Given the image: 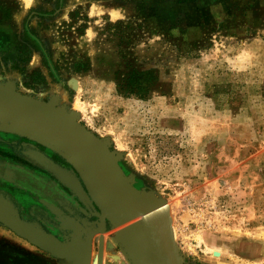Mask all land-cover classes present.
Instances as JSON below:
<instances>
[{
    "label": "rangeland",
    "instance_id": "rangeland-1",
    "mask_svg": "<svg viewBox=\"0 0 264 264\" xmlns=\"http://www.w3.org/2000/svg\"><path fill=\"white\" fill-rule=\"evenodd\" d=\"M132 70L147 73L146 96L119 92L117 73ZM7 83L45 101L55 87L65 93L59 105L110 141L138 189L167 202L162 220L186 264H264V0H0ZM36 145L0 132L11 173L0 166V194L70 241L50 204L97 217L66 185L58 200L59 179L22 152ZM36 184L49 200L35 197ZM139 220L105 231L104 264H133L119 232ZM0 264L62 263L0 223Z\"/></svg>",
    "mask_w": 264,
    "mask_h": 264
},
{
    "label": "water",
    "instance_id": "water-1",
    "mask_svg": "<svg viewBox=\"0 0 264 264\" xmlns=\"http://www.w3.org/2000/svg\"><path fill=\"white\" fill-rule=\"evenodd\" d=\"M0 132L28 138L64 158L75 171L65 168L38 148L27 147L22 151L33 163L66 185L97 217V220L85 216L75 218L64 214L59 207L56 210L49 206L58 216L60 229L69 233L70 241H65L22 218L17 207L0 194V223L47 252L65 256L68 264H87L75 248L91 252L90 244L81 246L74 238V229L64 227L62 220H68L75 227H82L86 220H90L105 232L109 227L115 228L140 217L137 225L119 232L131 262L186 264L170 239L171 227L167 226L165 219L162 220L167 202L153 192L138 189L134 178L127 176L119 163L122 155L111 150L108 139L100 138L82 124L75 112H69L53 99L45 101L17 92L12 85H0ZM61 170L72 174L77 185L71 183ZM163 225L166 226L161 232Z\"/></svg>",
    "mask_w": 264,
    "mask_h": 264
},
{
    "label": "bare ground",
    "instance_id": "bare-ground-1",
    "mask_svg": "<svg viewBox=\"0 0 264 264\" xmlns=\"http://www.w3.org/2000/svg\"><path fill=\"white\" fill-rule=\"evenodd\" d=\"M34 63H38V60H37V58L34 60ZM7 84H9V85H12L11 83H7ZM12 87H13V85H12ZM52 93L53 94H55V98H53V100L55 101V102H57L58 103V99H65V93H62L58 88H53L52 89ZM54 96V95H53ZM58 99H57V98ZM58 105H59V103H58ZM60 106H62V105H60ZM74 112V111H73ZM62 171V174L71 182V183H73L74 185H77V180L75 179V178H73V175L72 174H68L66 171H64V170H61ZM73 172V171H72ZM72 175V176H71ZM50 206V208H51V206L54 208V209H56V210H58V208H57V206H55L54 204L53 205H49ZM136 219V218H135ZM128 222H126V223H124V224H122V226L123 225H125V224H127ZM62 225L64 226V227H66V228H72V229H74V238H75V240H77L78 242H79V244L81 245V246H83V247H87L89 244H90V242L92 243L93 242V240H92V238L90 237V235H92L93 234V232H94V234H96L97 233V235L95 236V239H96V243H97V245H98V249H99V251H100V258H99V263L98 264H104L103 263V251H102V246L104 245V247L106 246V242H107V236H106V234H105V232L104 231H102V229H100V228H98V227H95L94 226V223H92L90 220H86L84 223H83V226L82 227H75L74 225H72L68 220L67 221H63L62 220ZM121 226H119V228H120ZM116 228H118V227H116ZM15 231V230H14ZM96 231V232H95ZM15 233H17L16 231H15ZM17 234H19V233H17ZM93 234V235H94ZM21 235V234H20ZM21 236H23V235H21ZM61 242L64 244V245H67L66 243H64L62 240H61ZM67 246H70V245H67ZM75 249H77L78 251H80V254H81V257H82V259L84 258L85 260H86V262H87V264H93L94 263V261L96 260V254L94 255V254H92L91 252H89V251H87V250H85V249H82V248H75ZM106 250V249H105ZM162 251V250H161ZM54 254V253H53ZM105 254H106V252H105ZM57 258H58V260H59V262L60 263H65V264H68L69 262H68V260H67V258L65 257V256H61V255H57V254H54ZM71 264V263H70Z\"/></svg>",
    "mask_w": 264,
    "mask_h": 264
},
{
    "label": "trees",
    "instance_id": "trees-1",
    "mask_svg": "<svg viewBox=\"0 0 264 264\" xmlns=\"http://www.w3.org/2000/svg\"><path fill=\"white\" fill-rule=\"evenodd\" d=\"M147 73L138 72L136 70L128 72H118L116 78L118 80L119 92L125 94H138L139 96H146L148 92V85H144L149 81L145 77Z\"/></svg>",
    "mask_w": 264,
    "mask_h": 264
},
{
    "label": "flooded vegetation",
    "instance_id": "flooded-vegetation-1",
    "mask_svg": "<svg viewBox=\"0 0 264 264\" xmlns=\"http://www.w3.org/2000/svg\"><path fill=\"white\" fill-rule=\"evenodd\" d=\"M36 146H38L39 147V149H41L42 151H44L45 153H47L51 158H53V159H55L56 161H59V162H61V158L58 156V155H56L53 151H50L48 148H45V147H43V146H40V145H36ZM1 164H0V166H1V168H3L4 169V173L6 174V175H11V173L9 172V166H7V165H4V162L2 161V162H0ZM15 171L17 172L16 174H17V177L21 180V179H28V178H30V177H34V176H32V174L30 173H26V171H23V170H21V169H19V168H16L15 169ZM72 171V170H71ZM21 174V175H20ZM9 175V176H10ZM37 180V179H36ZM18 183L19 184H21L20 183V181H18ZM38 184V183H37ZM35 185L36 187L35 188H37L36 190H34V189H32L31 188V190H33L34 191V193L37 195V194H39L40 196H44L45 197V195H44V193H43V191H41L40 189H39V187H41V185ZM42 188H43V186H42ZM45 188V187H44ZM30 190V191H31ZM42 192V193H41ZM55 195H57L58 197V200L59 201H61L62 203H64V200L66 199V196L63 194V193H59V194H57V193H54ZM47 197H45V199H46Z\"/></svg>",
    "mask_w": 264,
    "mask_h": 264
},
{
    "label": "crops",
    "instance_id": "crops-1",
    "mask_svg": "<svg viewBox=\"0 0 264 264\" xmlns=\"http://www.w3.org/2000/svg\"><path fill=\"white\" fill-rule=\"evenodd\" d=\"M54 183L52 184V186H55L61 193H63V194H68V188L66 187V186H64V184L60 181V180H52ZM32 192V191H31ZM35 197L37 198V199H39L40 200V198L41 199H43V196H40L39 198H38V196L37 195H35ZM45 198V197H44ZM39 200H37V202L38 203H41ZM46 200H49L48 198H46ZM44 203V202H43Z\"/></svg>",
    "mask_w": 264,
    "mask_h": 264
}]
</instances>
